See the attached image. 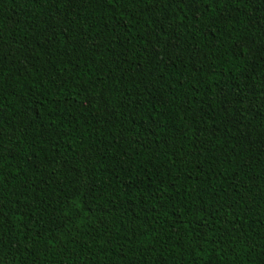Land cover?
Returning <instances> with one entry per match:
<instances>
[{"label": "trees", "instance_id": "trees-1", "mask_svg": "<svg viewBox=\"0 0 264 264\" xmlns=\"http://www.w3.org/2000/svg\"><path fill=\"white\" fill-rule=\"evenodd\" d=\"M0 264H264V0H0Z\"/></svg>", "mask_w": 264, "mask_h": 264}]
</instances>
